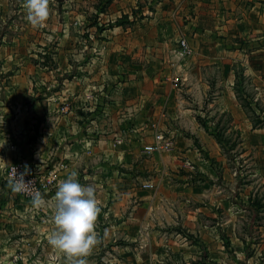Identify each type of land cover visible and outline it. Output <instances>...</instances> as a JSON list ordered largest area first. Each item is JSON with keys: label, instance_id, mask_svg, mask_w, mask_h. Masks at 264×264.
Listing matches in <instances>:
<instances>
[{"label": "crops", "instance_id": "obj_1", "mask_svg": "<svg viewBox=\"0 0 264 264\" xmlns=\"http://www.w3.org/2000/svg\"><path fill=\"white\" fill-rule=\"evenodd\" d=\"M23 3L0 0V7L20 6L26 18ZM49 9L47 28L25 32L12 26L17 33L11 39L9 33H0V145L6 141L0 158L7 163L0 160V242L12 254L9 232L21 217L36 227V235L27 236L23 244L26 258H31L33 247L41 246L37 258L41 263L65 264L66 257L47 239L55 228L57 187L45 195V207L36 209L30 201L20 204L21 195L13 193L5 179L7 165L21 159L44 173L66 163L65 169H58L60 181L76 171L77 179L99 177L107 187L108 166L116 164L121 167L118 180L128 186L124 196L131 193L127 196L143 199L154 210V200L161 198L154 186L162 185L170 168L183 158H197L192 138L185 136V125L192 123L196 137L206 134L195 122L192 112L196 110L186 105L175 78L181 75L187 90L194 93L202 87L206 94L208 87L216 85L212 105L235 113L241 106L235 90L236 69L241 65L257 98L264 96V0H189L184 4L179 0H50ZM62 17L64 36L73 42L61 37L63 47L59 43L46 48L44 38L54 35L39 30L60 31ZM182 37L192 49L187 57L179 54ZM47 53L58 60L56 67H49L42 58L32 59ZM64 53L68 63L62 60ZM67 71L69 77H62ZM64 100L71 103L68 114L59 111ZM151 122L156 123L155 129ZM129 125L140 130L127 133ZM159 131L172 139V149L146 152L145 146L155 143L154 134ZM147 182L153 187H143ZM107 192L94 193L100 197L98 203H103ZM14 197L20 200L15 202ZM100 214L103 217V211ZM143 216L144 221L132 225L138 259L155 264L224 262L214 251L202 255L186 239L139 237L138 231L153 226L152 214ZM99 239L95 256L104 259L102 248L107 241ZM203 242L210 246L209 240ZM143 247L150 251L143 252ZM3 255L7 257L0 253V259Z\"/></svg>", "mask_w": 264, "mask_h": 264}, {"label": "rangeland", "instance_id": "obj_2", "mask_svg": "<svg viewBox=\"0 0 264 264\" xmlns=\"http://www.w3.org/2000/svg\"><path fill=\"white\" fill-rule=\"evenodd\" d=\"M10 6L0 7V33H9L11 39L14 33H17L12 26L19 31L23 28L25 32L37 29H33L24 17V12L19 11L20 6ZM28 25L29 27H26ZM44 27L47 28L46 25ZM61 27L57 32L39 30L47 35H54L44 38L46 48H56L59 43L63 47V42L64 45L69 41L73 42L69 36H64L63 17ZM81 35H84L83 31ZM41 58L49 67H56L58 60L56 61L53 53L39 54L38 58L32 57L33 60L39 61ZM62 60L69 62L67 53L62 55ZM241 67L238 66L237 73L241 72ZM68 74V71L64 72L62 77L68 78ZM175 79V83L183 88L181 95L188 101L186 105L196 110L192 112V115L197 116L195 122H199L203 127L199 120L201 118L210 127V131L205 130L206 134L201 139L192 134V123L185 125L188 126L185 136L192 138V148L198 153L197 158L189 161L183 158L181 164L170 168V174L162 185L154 186V190L161 191V198L154 200V210H151L150 205L143 199L127 196L131 193L124 196L123 190H128V186L118 180L117 172L121 167L116 164L108 166L107 187L104 181L100 182L99 177L84 178L81 175L77 179L81 185L93 187L95 193L101 189L108 191L102 199L103 203H98L103 217L101 214L98 216L95 229L99 238L107 241L106 247L102 248L105 257H96L94 247L91 254L85 258L87 264H155L151 260H143L144 257L138 259L136 248L139 247L134 245L137 242L133 240V221H144L143 214L148 213L153 216L149 219L153 221V226L138 231L139 237H149L152 234L186 239L189 244L194 245L195 250L199 247L204 256L212 251L219 253L224 260L221 264H264V127L254 128L247 110L242 105L235 113L223 112L212 105L214 93L217 92L216 85L208 87L206 94L202 87L194 93L187 90L181 75ZM209 81L211 82V79ZM251 84L246 76L241 80V89L251 93L252 101L257 102L264 110V96L258 99ZM254 106L256 112L262 114L256 104ZM186 120L188 121V118ZM213 133L219 134L226 145L225 148ZM20 198L21 200L14 197L15 202L20 200V204L26 205L30 201L23 196ZM96 199L99 201L100 197ZM155 213L158 216H155ZM19 219L16 221L17 225L9 232L11 242H14L12 254L9 255L10 248L4 246L3 241L0 242V253L7 254V257H1L0 264H53L41 263L37 259L42 252L41 246L33 247L31 258H26V246L23 244L25 245L27 236L36 235V227L26 224L21 217ZM205 240L210 241V246L203 242ZM147 248L150 251V247H143V252ZM198 263L208 264L201 260H194L189 264Z\"/></svg>", "mask_w": 264, "mask_h": 264}, {"label": "clouds", "instance_id": "obj_3", "mask_svg": "<svg viewBox=\"0 0 264 264\" xmlns=\"http://www.w3.org/2000/svg\"><path fill=\"white\" fill-rule=\"evenodd\" d=\"M50 0H24L22 7L26 11V20L34 27H43L50 16ZM6 141L0 145L4 146ZM0 160L4 161L2 158ZM5 165L7 164L4 161ZM25 171L8 180V187L15 194L26 193L32 181H25ZM78 173L72 171L67 179L61 180L53 197L55 201L52 222L54 230L48 235V244L66 257L65 264H87L93 248L101 243L96 232V222L101 211L95 197V189L81 185L77 180ZM32 207L40 209L47 205L39 191L32 195Z\"/></svg>", "mask_w": 264, "mask_h": 264}, {"label": "built area", "instance_id": "obj_4", "mask_svg": "<svg viewBox=\"0 0 264 264\" xmlns=\"http://www.w3.org/2000/svg\"><path fill=\"white\" fill-rule=\"evenodd\" d=\"M189 0H179L180 4L187 3ZM192 49L190 45L188 44V41L185 38L180 39V51L179 54L181 57H187L191 55ZM71 103L69 100H64L61 107L60 112L63 114H68L71 111ZM151 126L155 129L156 123L151 122ZM140 130V127L135 125H129L126 128L127 133H134ZM125 134V133H124ZM123 133L121 136L123 137ZM155 143L152 145H146L144 150L146 152H165L169 151L173 147V141L169 137H166V135L162 132H155ZM25 164L24 161L21 159L12 161L9 163L5 169V179L8 181L10 178H12L15 175V172L17 170L18 173H23L25 171ZM28 166V165H27ZM68 165L66 163L60 164L61 168H53L47 172L44 173H38L34 170H32L28 166V172L29 174L25 176V181H32V184L29 186V190L26 193H21L19 195L23 196L27 200H32V195L39 191L43 198L46 194L50 193L53 189L57 187V185L60 182V173L58 169H65ZM143 187L150 188L153 187V184L150 182L144 183Z\"/></svg>", "mask_w": 264, "mask_h": 264}, {"label": "trees", "instance_id": "obj_5", "mask_svg": "<svg viewBox=\"0 0 264 264\" xmlns=\"http://www.w3.org/2000/svg\"><path fill=\"white\" fill-rule=\"evenodd\" d=\"M236 76H237L238 80L235 83V90H236L238 100L240 101L241 105L247 110L249 117L252 120L254 128L264 127V114H263L264 110H263V108L259 107V104L257 102L252 101L251 93H247L244 91V89L243 90L241 89V80L246 77V75L244 74V68L243 67H241V72H238V73L236 72ZM253 104L254 105L256 104L257 108L260 109L262 114H258L256 112L255 106ZM249 111H251V112H249ZM199 120L202 123L205 130L210 131V127L206 123H204V121L201 118ZM213 134H214V137L217 139V141L223 146V148H225L226 145L224 144V142H223L222 138L219 136V134H216V133H213ZM198 264H205V263H198Z\"/></svg>", "mask_w": 264, "mask_h": 264}, {"label": "water", "instance_id": "obj_6", "mask_svg": "<svg viewBox=\"0 0 264 264\" xmlns=\"http://www.w3.org/2000/svg\"><path fill=\"white\" fill-rule=\"evenodd\" d=\"M59 2H63V0H59Z\"/></svg>", "mask_w": 264, "mask_h": 264}]
</instances>
